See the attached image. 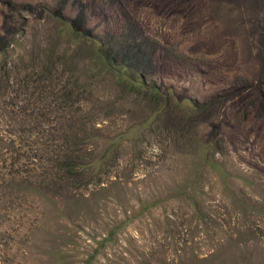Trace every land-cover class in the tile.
I'll use <instances>...</instances> for the list:
<instances>
[{"label": "rangeland", "instance_id": "obj_1", "mask_svg": "<svg viewBox=\"0 0 264 264\" xmlns=\"http://www.w3.org/2000/svg\"><path fill=\"white\" fill-rule=\"evenodd\" d=\"M122 3L0 0V264H264V0Z\"/></svg>", "mask_w": 264, "mask_h": 264}, {"label": "trees", "instance_id": "obj_2", "mask_svg": "<svg viewBox=\"0 0 264 264\" xmlns=\"http://www.w3.org/2000/svg\"><path fill=\"white\" fill-rule=\"evenodd\" d=\"M141 0H123L122 8L126 12H134L137 9L138 4ZM85 12L82 10L80 14L72 19L67 20L63 18V14L60 17L63 18L62 21V29L61 32L67 30L71 32V34L75 37L83 36L89 41L88 51H89V62L91 66H93L98 71L112 72L115 74L116 80L115 82L121 86V88L128 85L130 89H135L138 92L143 91L145 94H150L151 98L156 100L162 94L159 93L158 87L149 84H146L143 76L138 74L137 76L130 72L131 67H133V62L138 60L139 58L136 56V53L141 51L140 48L137 49L135 53H133L130 57L128 55H122L121 52L115 50L113 45H109L103 42L100 38L95 36L90 30H87V34H84V24H85ZM128 18H132L127 16ZM139 26V25H138ZM140 30V29H139ZM143 53V51H141ZM121 57V58H120ZM61 58L67 61L66 56H61ZM92 68V67H91ZM46 70L48 67L45 68ZM93 69V68H92ZM94 71L91 72L93 74ZM64 113L62 118L71 121L70 117ZM73 123H67L65 126ZM66 172L68 174L75 173L76 162L72 157H69L67 162L65 163Z\"/></svg>", "mask_w": 264, "mask_h": 264}]
</instances>
